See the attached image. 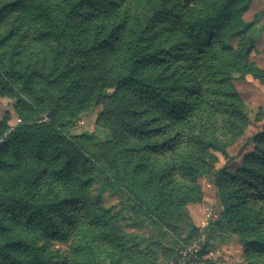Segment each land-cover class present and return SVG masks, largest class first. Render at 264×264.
<instances>
[{"label": "trees", "instance_id": "1", "mask_svg": "<svg viewBox=\"0 0 264 264\" xmlns=\"http://www.w3.org/2000/svg\"><path fill=\"white\" fill-rule=\"evenodd\" d=\"M252 1L0 0V95L18 100L22 122L0 117V264L121 263L117 219L90 196L96 173L133 200L150 195V212L175 228L164 211L199 194L216 153L229 161L228 144L203 135L216 113L231 140L248 125L233 82L264 85L256 20L244 19ZM99 105L111 139L93 153L63 128ZM252 143L214 182L250 260L264 259V134Z\"/></svg>", "mask_w": 264, "mask_h": 264}, {"label": "rangeland", "instance_id": "2", "mask_svg": "<svg viewBox=\"0 0 264 264\" xmlns=\"http://www.w3.org/2000/svg\"><path fill=\"white\" fill-rule=\"evenodd\" d=\"M123 3L130 4L131 0H123ZM248 11L250 13H246L244 19L247 22L256 20L248 36L254 41L251 60L264 69V7H249ZM233 86L241 97L248 125L239 138L231 140L226 134L221 110L216 113L215 126L203 135L227 143L229 161L226 164L224 157L216 153L218 161L214 166L215 173L211 172L196 181L199 194L195 193L189 198V192L178 209L164 211L175 221V228L163 225L150 212V195L138 191L139 199L133 200L127 195L128 191L112 181L108 174L96 173L90 196L99 198L104 209L117 219L119 232L123 233L128 249L119 264H143V258L148 261L147 264H180L183 255L185 261L191 260L193 255L198 256V261L193 264H264V259L250 260L244 256L241 239L220 217L223 205L218 200L214 185L217 171L226 167L228 171L234 172L241 165L243 157L252 152V139L264 134V85L246 76L242 81L233 82ZM17 101L10 94L0 95V117L9 113L12 129L22 123L20 114L14 108ZM215 103L218 105V100ZM101 110V105L91 106L82 111L71 125L63 128L69 135L79 137L78 140L93 153L98 151L100 144L111 139L110 132L98 122ZM39 118L45 121L46 113H40ZM39 118L36 121L39 122ZM176 183L188 185L178 177ZM193 246H196L197 253ZM55 247L66 251L63 244H55Z\"/></svg>", "mask_w": 264, "mask_h": 264}, {"label": "built area", "instance_id": "3", "mask_svg": "<svg viewBox=\"0 0 264 264\" xmlns=\"http://www.w3.org/2000/svg\"><path fill=\"white\" fill-rule=\"evenodd\" d=\"M194 247V246H193ZM193 247H191V249L193 248ZM190 249V250H191ZM193 250L194 251H196V246L193 248ZM198 251H196V253H197ZM191 254H193V253H191ZM198 257V256H197ZM196 257V255L194 256L193 255V258L191 259V260H188V261H185L184 259H185V255H183V257H182V259L180 260V264H193V263H196L197 261H198V258Z\"/></svg>", "mask_w": 264, "mask_h": 264}, {"label": "crops", "instance_id": "4", "mask_svg": "<svg viewBox=\"0 0 264 264\" xmlns=\"http://www.w3.org/2000/svg\"><path fill=\"white\" fill-rule=\"evenodd\" d=\"M254 6H260V7H264V0H253L250 7L251 9L254 7ZM249 12V11H248ZM247 12V13H248ZM250 13V12H249ZM246 18V17H245ZM246 21V19H245Z\"/></svg>", "mask_w": 264, "mask_h": 264}]
</instances>
